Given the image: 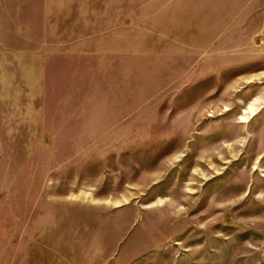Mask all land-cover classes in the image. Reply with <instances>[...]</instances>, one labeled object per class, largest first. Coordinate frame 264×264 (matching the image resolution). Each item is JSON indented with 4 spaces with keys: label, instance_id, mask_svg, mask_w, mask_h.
<instances>
[{
    "label": "rangeland",
    "instance_id": "obj_1",
    "mask_svg": "<svg viewBox=\"0 0 264 264\" xmlns=\"http://www.w3.org/2000/svg\"><path fill=\"white\" fill-rule=\"evenodd\" d=\"M0 264H264V0H0Z\"/></svg>",
    "mask_w": 264,
    "mask_h": 264
}]
</instances>
